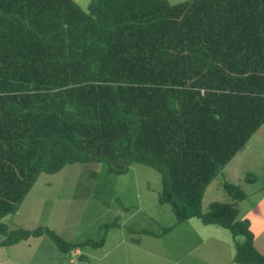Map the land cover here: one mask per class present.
I'll return each mask as SVG.
<instances>
[{"label": "trees", "instance_id": "1", "mask_svg": "<svg viewBox=\"0 0 264 264\" xmlns=\"http://www.w3.org/2000/svg\"><path fill=\"white\" fill-rule=\"evenodd\" d=\"M264 125V0H0V248L54 231L10 230L40 175L73 164L161 175L176 223L199 218L245 236L239 264H264L235 203L206 189ZM91 177L97 179L96 173ZM247 181L255 177L248 176ZM173 227L165 228L161 234Z\"/></svg>", "mask_w": 264, "mask_h": 264}, {"label": "rangeland", "instance_id": "2", "mask_svg": "<svg viewBox=\"0 0 264 264\" xmlns=\"http://www.w3.org/2000/svg\"><path fill=\"white\" fill-rule=\"evenodd\" d=\"M74 1L85 11L91 2ZM105 169L73 164L42 174L17 212L2 220L10 230L48 228L72 244L104 239L101 247L62 253L42 236L0 248V264H231L247 251L245 236L199 218L176 226L170 206L159 202L161 175L154 169L134 164L126 175ZM248 176L255 180L247 181ZM226 183L246 193L245 200L236 202L237 221L249 222L254 248L264 256V128L206 189L202 212L214 202L235 203L224 190Z\"/></svg>", "mask_w": 264, "mask_h": 264}, {"label": "crops", "instance_id": "3", "mask_svg": "<svg viewBox=\"0 0 264 264\" xmlns=\"http://www.w3.org/2000/svg\"><path fill=\"white\" fill-rule=\"evenodd\" d=\"M263 128H264V125L258 130V132H260ZM258 132H257V133H258ZM257 133H256V134H257ZM72 262H73V260H72ZM234 263H236V262H234ZM234 263H231V264H234Z\"/></svg>", "mask_w": 264, "mask_h": 264}, {"label": "built area", "instance_id": "4", "mask_svg": "<svg viewBox=\"0 0 264 264\" xmlns=\"http://www.w3.org/2000/svg\"><path fill=\"white\" fill-rule=\"evenodd\" d=\"M234 264H239V263H234Z\"/></svg>", "mask_w": 264, "mask_h": 264}]
</instances>
